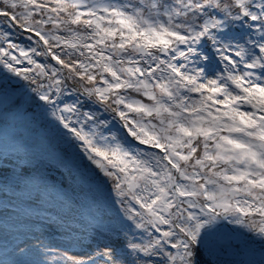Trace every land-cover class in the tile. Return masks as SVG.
<instances>
[{"label": "snow or ice", "instance_id": "snow-or-ice-1", "mask_svg": "<svg viewBox=\"0 0 264 264\" xmlns=\"http://www.w3.org/2000/svg\"><path fill=\"white\" fill-rule=\"evenodd\" d=\"M0 264H264V0H0Z\"/></svg>", "mask_w": 264, "mask_h": 264}]
</instances>
